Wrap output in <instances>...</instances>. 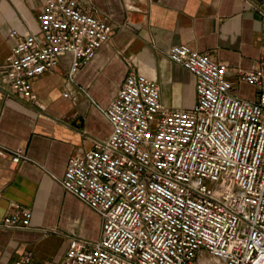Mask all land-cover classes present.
I'll return each instance as SVG.
<instances>
[{"label": "built area", "instance_id": "built-area-1", "mask_svg": "<svg viewBox=\"0 0 264 264\" xmlns=\"http://www.w3.org/2000/svg\"><path fill=\"white\" fill-rule=\"evenodd\" d=\"M42 1L39 32L10 34L16 43L0 65L9 99L37 100L35 79L67 55L74 80L113 36L77 0ZM260 58L257 69L240 73V83L256 89L249 101L234 94L224 63L171 47L169 60L196 77L195 104L183 111L161 104L158 82L129 73L99 107L111 136L69 160L59 182L100 217L101 238L71 240L63 260L50 264H264V48ZM4 157L28 159L0 147ZM10 209L5 229L31 226L30 209L14 202ZM12 264L48 263L27 255Z\"/></svg>", "mask_w": 264, "mask_h": 264}, {"label": "crops", "instance_id": "crops-1", "mask_svg": "<svg viewBox=\"0 0 264 264\" xmlns=\"http://www.w3.org/2000/svg\"><path fill=\"white\" fill-rule=\"evenodd\" d=\"M77 1L112 26L111 40L72 81V56L62 57L56 69L35 79V101L9 99L0 90V147L22 150L28 158L18 164L0 158V264L27 255L35 263H58L71 240L101 238L100 217L59 182L69 160L111 136L100 108L115 99L129 73L158 82L167 110H187L195 104L196 77L169 60L171 47L187 45L224 63L234 94L256 101V89L240 83V73L260 65L264 0ZM42 3L0 0V65L17 38L39 32ZM13 31L17 38H10ZM12 202L32 211L29 228L2 226Z\"/></svg>", "mask_w": 264, "mask_h": 264}]
</instances>
